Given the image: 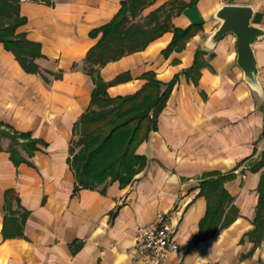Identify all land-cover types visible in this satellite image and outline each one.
<instances>
[{
  "label": "crops",
  "instance_id": "crops-1",
  "mask_svg": "<svg viewBox=\"0 0 264 264\" xmlns=\"http://www.w3.org/2000/svg\"><path fill=\"white\" fill-rule=\"evenodd\" d=\"M122 1L21 0L27 21L18 31L41 44L44 57L37 61L50 82L27 71L0 40V123L47 142L30 162L17 165L8 150L11 139L2 140L0 264H147L139 257L137 234L160 211L171 213L181 243L171 254L173 264H264V239L256 246L251 235L263 171L251 166L264 152V36L254 44L259 85L248 81L238 63L234 34L211 42L225 4L251 5L252 23L264 28V0H154L142 11L136 20L173 1L189 3L172 24L201 23L202 29L183 49L166 52L174 37L168 30L146 48L101 68L108 82L125 75L109 86L111 96L136 93L148 72L164 84L178 80L158 128L137 149L148 161L135 179L74 193L76 178L68 162L73 129L90 108L95 87L83 64L102 36L94 31L114 18ZM196 61L202 63L200 72L191 69ZM231 170L237 176L226 187L238 214L214 237L196 242L208 208L206 196L199 194L203 175ZM7 190H14L16 216L19 207L30 212L22 235L5 234Z\"/></svg>",
  "mask_w": 264,
  "mask_h": 264
},
{
  "label": "trees",
  "instance_id": "trees-1",
  "mask_svg": "<svg viewBox=\"0 0 264 264\" xmlns=\"http://www.w3.org/2000/svg\"><path fill=\"white\" fill-rule=\"evenodd\" d=\"M153 1L123 0L122 7L114 18L94 31V34L102 32V36L89 50L83 69L92 77L95 87L90 108L74 124V137L68 157L76 178L74 193L82 188L106 186L116 180L125 186L147 165V156L138 153L137 149L148 139L151 131L158 128L159 115L178 77L164 84L155 73L148 72L145 75L148 81L136 93L111 96L109 86L124 80L125 75L108 82L102 77L101 68L110 61L146 48L168 30L174 31V37L166 52L183 49L187 41L202 29L201 23H193L186 28L172 24V17L189 5L185 2H178L176 6V1H173L153 11L144 20H136ZM194 2L195 0L191 4ZM26 21L27 18L21 14V0H0V40L17 56L27 71L41 73L50 82L51 79L44 75L43 68L37 61L44 57L41 44L29 39L25 32L18 31ZM200 54L201 51H198L197 56ZM201 66L202 63L196 61L191 69L200 72ZM61 76L63 72L56 75L57 78ZM163 85H166L165 89ZM4 137L11 139L8 150L17 165L30 162L35 151L42 144H47L44 139L33 137L31 132L17 131L0 123V150L4 148ZM251 168L263 169L255 228L251 232L257 246L264 239V152ZM236 176L235 170L213 171L203 175L199 194L206 196L208 208L201 221L196 242L214 237L235 220L238 213L233 204L234 196L226 184ZM13 197L14 190H7L6 206L9 211L4 231L6 235H22L23 225L30 212L19 207L21 216H16L17 210L12 209ZM17 200L20 203L19 197ZM116 214L117 211L112 212V218Z\"/></svg>",
  "mask_w": 264,
  "mask_h": 264
},
{
  "label": "water",
  "instance_id": "water-1",
  "mask_svg": "<svg viewBox=\"0 0 264 264\" xmlns=\"http://www.w3.org/2000/svg\"><path fill=\"white\" fill-rule=\"evenodd\" d=\"M253 15L254 8L251 5H223L217 13L222 23L212 34L211 42L216 43L227 34H234L237 37L238 63L248 81L259 85V66L254 44L264 36V28L252 23Z\"/></svg>",
  "mask_w": 264,
  "mask_h": 264
},
{
  "label": "built area",
  "instance_id": "built-area-1",
  "mask_svg": "<svg viewBox=\"0 0 264 264\" xmlns=\"http://www.w3.org/2000/svg\"><path fill=\"white\" fill-rule=\"evenodd\" d=\"M139 257L147 264H173L172 252L181 249L171 213L160 211L155 219L140 227L137 234Z\"/></svg>",
  "mask_w": 264,
  "mask_h": 264
}]
</instances>
